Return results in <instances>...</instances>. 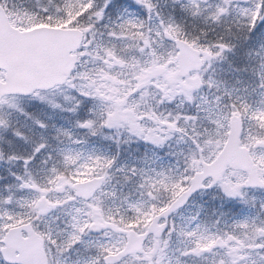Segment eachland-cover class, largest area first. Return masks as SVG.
I'll list each match as a JSON object with an SVG mask.
<instances>
[{"label": "snow or ice", "instance_id": "6c2138e0", "mask_svg": "<svg viewBox=\"0 0 264 264\" xmlns=\"http://www.w3.org/2000/svg\"><path fill=\"white\" fill-rule=\"evenodd\" d=\"M0 264H264V0H0Z\"/></svg>", "mask_w": 264, "mask_h": 264}]
</instances>
